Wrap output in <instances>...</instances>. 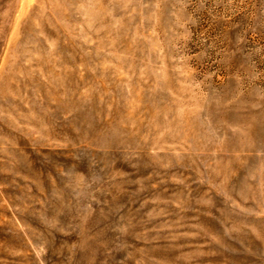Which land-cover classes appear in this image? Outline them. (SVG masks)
Returning a JSON list of instances; mask_svg holds the SVG:
<instances>
[{"label":"clouds","instance_id":"1","mask_svg":"<svg viewBox=\"0 0 264 264\" xmlns=\"http://www.w3.org/2000/svg\"><path fill=\"white\" fill-rule=\"evenodd\" d=\"M29 2L0 18V264H264V0ZM173 204L215 231L149 227Z\"/></svg>","mask_w":264,"mask_h":264},{"label":"rangeland","instance_id":"2","mask_svg":"<svg viewBox=\"0 0 264 264\" xmlns=\"http://www.w3.org/2000/svg\"><path fill=\"white\" fill-rule=\"evenodd\" d=\"M34 6L29 2V0H24V2H21L19 4L15 3V0H0V18H8L11 21V27L8 29L10 34H14L15 30H20L23 32L24 30V22L25 20L32 14ZM204 27H207V23H205ZM49 32H54L53 29L49 28L47 29ZM204 43H207L208 41H203ZM224 61L221 60L219 57H216L215 60H208L205 58L204 65H211L210 68H208V71L211 72H217L220 73L217 76L212 77V81L215 82L217 85H219L221 80H224L226 75L229 73L228 68H221L220 65L223 64ZM195 67V64L192 65ZM199 72V69L197 70ZM203 78L202 76L200 77ZM43 95V92L41 93ZM34 147V146H33ZM37 152H39V149H36ZM49 151H56V149H49ZM21 155L24 157L23 164L24 167L28 169L27 172L22 173V175L28 176L29 186L34 191H39L38 185L43 183V176L44 173L41 169V163L39 159L36 157L29 158V156L21 151ZM35 162V167H33V164ZM43 162H47V157L44 158ZM30 173V174H29ZM8 173H0V176H8ZM184 191V196L187 197L189 200H191V196L186 190L181 189ZM11 192V189H7L5 191V199H7L9 193ZM160 193H163L162 196H160L161 199H168L170 196L173 195V190L168 189L167 191L163 187H158L156 189H153L150 193H141V195L144 197V200L151 201L155 199ZM143 202V201H142ZM139 207V205H137ZM146 207L148 209H152L155 206L151 203L147 204ZM163 207V206H162ZM169 211L170 215L168 216H162L155 219L149 227L155 228V227H162L166 222H172L175 223L177 220L181 221L183 224H199L201 227L215 231L212 229L211 225L206 223V221L213 219V217H218L219 213L216 212L215 209H212V216H205L202 215L203 212L207 211V206L201 205L200 211H196L195 208L189 207L185 212H183L181 215H176V213L179 211V209L175 208V205H170ZM135 210V209H133ZM0 216L3 217L4 223L3 225H0V227L8 228L10 225L8 224V220L11 218V212L5 207V209H0ZM181 231L188 230L187 228H181ZM184 243H204L203 240H185ZM18 251H23V249H17ZM205 251L210 252V255L202 257L201 262L202 264H243V261L240 259L235 258V254L233 255H227L226 252L219 248V246H210L209 248H206ZM9 254L7 252L4 253V256L7 257Z\"/></svg>","mask_w":264,"mask_h":264}]
</instances>
